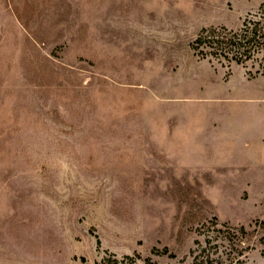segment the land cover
<instances>
[{
	"label": "rangeland",
	"instance_id": "obj_1",
	"mask_svg": "<svg viewBox=\"0 0 264 264\" xmlns=\"http://www.w3.org/2000/svg\"><path fill=\"white\" fill-rule=\"evenodd\" d=\"M263 4L0 0V264H264Z\"/></svg>",
	"mask_w": 264,
	"mask_h": 264
},
{
	"label": "trees",
	"instance_id": "obj_2",
	"mask_svg": "<svg viewBox=\"0 0 264 264\" xmlns=\"http://www.w3.org/2000/svg\"><path fill=\"white\" fill-rule=\"evenodd\" d=\"M258 20H244L239 31L202 29L190 45L193 53L203 59L221 58L235 64L248 62L264 53V4ZM264 226V225H263Z\"/></svg>",
	"mask_w": 264,
	"mask_h": 264
}]
</instances>
